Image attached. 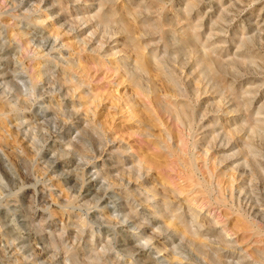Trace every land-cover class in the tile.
<instances>
[{
    "label": "rangeland",
    "instance_id": "1",
    "mask_svg": "<svg viewBox=\"0 0 264 264\" xmlns=\"http://www.w3.org/2000/svg\"><path fill=\"white\" fill-rule=\"evenodd\" d=\"M0 264H264V0H0Z\"/></svg>",
    "mask_w": 264,
    "mask_h": 264
}]
</instances>
